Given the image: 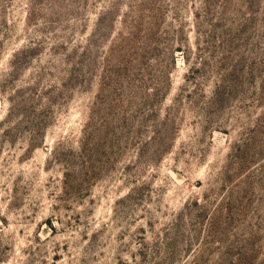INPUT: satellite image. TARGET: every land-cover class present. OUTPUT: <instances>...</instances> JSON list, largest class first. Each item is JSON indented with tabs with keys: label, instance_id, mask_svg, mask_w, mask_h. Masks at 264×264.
Returning a JSON list of instances; mask_svg holds the SVG:
<instances>
[{
	"label": "rangeland",
	"instance_id": "obj_1",
	"mask_svg": "<svg viewBox=\"0 0 264 264\" xmlns=\"http://www.w3.org/2000/svg\"><path fill=\"white\" fill-rule=\"evenodd\" d=\"M0 264H264V0H0Z\"/></svg>",
	"mask_w": 264,
	"mask_h": 264
}]
</instances>
